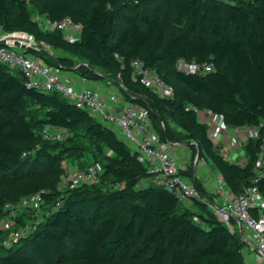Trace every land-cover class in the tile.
I'll return each instance as SVG.
<instances>
[{
  "label": "trees",
  "instance_id": "trees-1",
  "mask_svg": "<svg viewBox=\"0 0 264 264\" xmlns=\"http://www.w3.org/2000/svg\"><path fill=\"white\" fill-rule=\"evenodd\" d=\"M28 2L50 21L70 17L80 27L79 37L71 41L60 30L41 28L31 17ZM0 28L25 31L60 51L55 58L45 51L35 53L79 76L95 81L117 77L114 86L123 100L148 109L161 140L194 142L198 158L215 169L231 191L240 193L256 184L264 198V180H254L258 140L247 141L243 165L229 162L198 115L223 114L231 127L264 120V0H0ZM72 59L87 68L74 67ZM133 59L155 70L173 95L161 97L134 78ZM179 59L212 68L184 73L176 68ZM27 99L45 107L34 122L23 107ZM46 124L73 132V139L82 129L99 153L103 147L109 149L101 182L105 189L99 184L65 200L47 213L29 243H17L1 253L0 264L244 263L239 234L220 222L205 202H193L200 208L196 213L152 184L139 188L144 192L139 196L137 187L148 176L147 166L112 128L57 92L27 86L20 73L0 63V170L38 146ZM115 183L124 186L109 189ZM36 192L46 203L63 201L45 181L13 187L19 198ZM127 196L142 200L129 203L127 222H117L115 205ZM64 239L77 244L72 255L66 254ZM118 248L125 256L115 259Z\"/></svg>",
  "mask_w": 264,
  "mask_h": 264
},
{
  "label": "built area",
  "instance_id": "built-area-1",
  "mask_svg": "<svg viewBox=\"0 0 264 264\" xmlns=\"http://www.w3.org/2000/svg\"><path fill=\"white\" fill-rule=\"evenodd\" d=\"M45 28L60 30L71 41L76 40L80 34L79 25L70 17L54 21L46 19ZM47 48L46 44L37 41L30 33L21 30L5 32L0 28V63L7 65L13 72L20 73L27 86L43 92H57L104 125H111L110 128L117 136L136 153L138 160L147 166L148 176L139 186L152 184L164 188L186 207L195 200L205 202L220 222L239 234L248 250L257 255L259 264H264V198L256 184L244 188L240 193H234L217 171L212 173L207 169L208 193L212 195V201L208 202L196 182L199 168H192L189 174L186 173L191 158L180 161L175 153V146L180 144L159 138L146 107L123 100L117 88L106 84L107 82L104 86L99 84L100 87L86 85L84 81L76 82L60 64L49 63L35 53L45 51L48 57L55 58ZM131 65L133 77L141 84L161 97L173 95L172 87L155 70L145 67L140 59H133ZM176 68L184 73L201 74L210 71L212 66L179 59ZM79 77L81 81L87 79ZM200 112L204 113L203 119H200ZM198 115L207 124L213 143L229 162L243 165L246 162L247 141L258 140L254 180H264V120L255 125L231 127L225 122L223 114L199 111ZM66 133L67 130L50 124L41 129V136L45 140H60ZM232 151L236 154L234 157L230 156ZM197 158L196 154L194 163ZM66 179L90 183L96 179V169L89 166L84 171L68 174ZM43 203L45 200L40 192L20 197V205L23 207L40 208ZM60 206V201L51 203L49 212ZM5 211L1 227L10 231V235L3 244L11 247L22 238L23 231L14 229L17 221L12 207L6 204ZM37 211L38 209L33 210L34 219L42 216ZM30 222L27 232L37 227L38 220Z\"/></svg>",
  "mask_w": 264,
  "mask_h": 264
},
{
  "label": "rangeland",
  "instance_id": "rangeland-1",
  "mask_svg": "<svg viewBox=\"0 0 264 264\" xmlns=\"http://www.w3.org/2000/svg\"><path fill=\"white\" fill-rule=\"evenodd\" d=\"M28 7L31 17L34 20H37L41 28H45L46 18L42 14H40L38 8L35 5H31L29 2ZM47 49L49 50L48 52H51V54H54V56L60 54V51H52L50 47ZM70 61L74 65V67H78L81 70H85L87 68L83 63L76 59H72ZM74 67H69L68 69H72ZM71 72L75 73L73 69L71 70ZM115 81L119 82V79L117 77L111 78L102 81L101 84L107 82L106 84H110L113 87ZM23 107L25 108L28 116L32 119V122H34L36 118L43 115L45 108L42 105L35 103L29 99L23 102ZM203 115L204 113L200 112V119H203ZM107 126L111 127V125ZM78 132L79 137L74 139L73 132L69 131L64 134L60 140L44 141L42 138H39L38 146H36L33 150L26 151V153H23L14 163L0 170V254L8 252L10 249L14 248L5 247L3 244V241L7 240L8 236L10 235V231H6L1 227V222L4 219V215L6 212V204L12 207V210L16 215L17 223L14 229H21L23 231V236L18 241L19 244L27 242L29 243L32 231L27 232L26 229L30 227V221L38 220V226L45 220L47 213L51 208V204L46 202L41 204L40 208L21 206L20 198L15 196L13 193V187L15 185L27 181H45L49 184L50 188H55L60 192L61 198L63 199V201L60 200V204L63 205L65 200L79 196L84 190L95 189L97 185H101L102 179L106 178L104 164L106 163L105 155H111L109 149L103 147V154L99 153L96 144L85 137L84 131L82 129H79ZM170 142H178L180 146L186 147L187 153L190 152L191 159L188 167L189 171L192 168H199L201 173H207V169H210L212 173H216V170L212 169L210 165H207V163L202 159L197 158V162L194 163V158L196 155L194 142L185 139ZM176 146L175 148H177ZM100 147H102L101 144ZM241 153L242 152L240 151V154ZM50 155H53L55 157L54 161L52 162L49 161L48 158ZM234 155L236 154L234 151H232L230 156L234 157ZM89 166H93L96 169V179L93 182L84 183L80 181H67L66 176L68 174L84 171ZM123 186V183H115L113 185H110L109 189H120ZM101 188L102 190L105 189V187L102 185ZM139 188L144 187H141L139 185L137 187V193L139 194V196H143L144 192ZM206 192H208V190H206ZM141 200V198L135 199L129 196L125 197L122 200H119L115 205V221L123 223L127 222L130 217L129 203L138 202ZM188 208L196 213L200 211V208L192 204ZM34 209H38V214H42V216L38 219H34ZM194 220L198 222L199 218L195 217ZM63 247L66 254L68 255H72L78 249L77 244L68 239L63 240ZM243 247L247 248L245 245H243ZM124 256L125 253L122 248H118L116 250L115 259H120Z\"/></svg>",
  "mask_w": 264,
  "mask_h": 264
},
{
  "label": "crops",
  "instance_id": "crops-1",
  "mask_svg": "<svg viewBox=\"0 0 264 264\" xmlns=\"http://www.w3.org/2000/svg\"><path fill=\"white\" fill-rule=\"evenodd\" d=\"M68 73H70L74 77V80L76 82H79V83L84 81V83L86 85H91V86H94V87H100L99 84L102 83L101 80L95 81V80L84 79V80L81 81V78L77 74L71 72V70H68ZM104 85H105V83L102 84V86H104ZM176 147L177 148H175V150H176L175 153L177 155V158L180 161L189 159L190 152L187 153V150H186L185 146H180V145L178 146L177 145ZM197 174H198L197 178L201 182L202 187H204V190H208L209 184H208V179L206 177V176H208L207 173H201L200 170L198 169ZM242 252H243V260H244L243 264H259V259L257 258V255L253 251L248 250L247 248L243 247L242 248Z\"/></svg>",
  "mask_w": 264,
  "mask_h": 264
}]
</instances>
